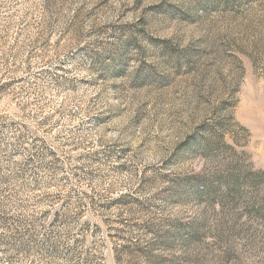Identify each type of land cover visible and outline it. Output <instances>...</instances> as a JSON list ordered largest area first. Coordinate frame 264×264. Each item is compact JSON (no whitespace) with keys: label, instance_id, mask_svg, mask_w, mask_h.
<instances>
[{"label":"rangeland","instance_id":"rangeland-1","mask_svg":"<svg viewBox=\"0 0 264 264\" xmlns=\"http://www.w3.org/2000/svg\"><path fill=\"white\" fill-rule=\"evenodd\" d=\"M0 264H264V0H0Z\"/></svg>","mask_w":264,"mask_h":264}]
</instances>
